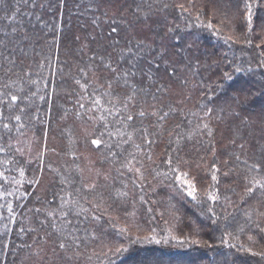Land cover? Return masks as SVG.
Here are the masks:
<instances>
[{"label": "trees", "instance_id": "trees-1", "mask_svg": "<svg viewBox=\"0 0 264 264\" xmlns=\"http://www.w3.org/2000/svg\"><path fill=\"white\" fill-rule=\"evenodd\" d=\"M34 3L35 6L33 0H4L0 4V92L5 94L0 97L4 101L0 110L11 118L0 119V147L4 149L0 152V172L23 180L20 189L24 192L21 199L13 194L0 201L5 205L0 208L3 217L0 264H264L259 255L264 252L261 240L264 233L255 236L253 245L248 241V235L252 234L248 228L240 232L241 226L246 225V211L252 221L264 222L261 215L264 196L258 191L253 197L244 196V185L256 175L248 166L260 164L264 169V66L260 63L264 60L261 29L264 7L254 10L253 31L249 34L236 11L238 0H215L219 6L216 20L225 12L233 17L232 31L224 30L223 36L231 35L236 42L225 43L211 30L197 26L195 9L181 15L176 5L188 6L190 0H34ZM191 3L201 8L208 0ZM137 5L141 11H137ZM13 14L15 21L10 24L7 17ZM94 18H99V27L93 24ZM113 18L120 29L119 44L108 36ZM209 19L210 13L201 14L205 23ZM13 27L18 29L15 34ZM5 32L9 35L4 36ZM25 33L28 38L21 39ZM53 37H58V48L50 49ZM246 37L251 39L250 45L245 42ZM139 42L145 48L137 66L146 74H138L131 83L150 94L139 92L135 106L130 105L129 110L135 114L143 108L148 113L143 121L137 118L132 123L136 128H146L149 139L155 142L148 145L136 132L120 153L116 147L120 138L110 140L106 134L103 141L111 143V151L120 153L113 158L104 143L99 148L91 144L102 125L89 120V113L79 109L77 100L85 93L75 80L82 79L79 70L84 68L87 78L82 82L89 85L87 91H106L105 80H113L114 74L105 71L99 60L90 62L89 57L95 54L113 65L129 67L126 62L121 64V51ZM49 55L53 57V70L40 73L47 79L48 87L45 89L41 82L40 92L33 96L36 85L26 82L25 72L32 71L36 78L38 64ZM13 59L15 64L10 65L8 61ZM59 66H63L62 74ZM9 67L12 71L6 72ZM5 84L8 86L4 87ZM111 91L119 97L113 101L117 107H122L125 97L131 94V89L122 82H114ZM45 92L47 95L41 100L39 97ZM13 94L18 100L9 108ZM151 94L157 99L153 100ZM237 96L242 101L247 97V102L243 106L233 104ZM90 100L91 97L84 101L86 107ZM108 100V96L102 97V103L107 104ZM144 100L146 103L141 104ZM207 109H211L210 115L205 114ZM77 111L82 113L80 117ZM153 111L169 115L161 121L151 115ZM15 115L21 116L20 123L24 125L19 131ZM5 122L11 132L3 128ZM205 123L211 136L203 129ZM110 127L115 132L117 125ZM177 133L182 137L180 156L192 161L205 158L199 168L195 165L190 171L186 166L181 168L189 171L190 179L195 177L198 198H206L207 191L218 189L219 201L205 205L213 207L218 218L215 223L210 214L202 213L194 202H187L178 192L179 185L171 174L166 179L158 175L166 170L167 157L176 155L172 148L177 147L173 142ZM123 139L127 140V136ZM134 144L141 145V150ZM213 159L221 169L216 188L209 186ZM229 166L233 171L224 177L222 173ZM20 167L24 168V177L19 175ZM4 183L0 181V186ZM140 183L143 189L136 186ZM92 184L96 187L89 190L87 186ZM11 187L12 184L4 189L10 191ZM60 196L75 199L79 204L75 210L80 215H69L71 224L66 226L67 231H56L51 226L53 221L57 224L60 221ZM7 203L13 206L14 224L9 223ZM36 209L41 210L40 214ZM49 212L53 215L42 227L40 221ZM93 215L99 219L93 220ZM21 227L24 233L20 232ZM225 227L233 233L229 242L237 247L222 244ZM73 228L77 231L72 232ZM121 229L125 231L121 233ZM252 229L255 230L254 224ZM74 237L79 238L75 243ZM193 240L197 243H192ZM61 242L67 245L65 249H60ZM114 244L127 251L119 255L110 252L109 246ZM240 244L245 249L251 247L258 255L240 250Z\"/></svg>", "mask_w": 264, "mask_h": 264}, {"label": "snow or ice", "instance_id": "snow-or-ice-1", "mask_svg": "<svg viewBox=\"0 0 264 264\" xmlns=\"http://www.w3.org/2000/svg\"><path fill=\"white\" fill-rule=\"evenodd\" d=\"M4 0H0V4H3ZM104 2V0H102ZM33 6H35L34 0H33ZM43 6V5H41ZM151 8L152 5H149ZM168 5L165 4L164 8H167ZM181 10V15L184 13H189L191 12V9H195L197 12L196 15V20H197V26L198 27H206L207 29L212 31V34L217 36L218 38H223L225 43H227L229 40H233V37L231 35L229 36H223L224 30H229L232 31V23H233V17H231L227 12H225L218 20H216L217 16V11H218V5L215 3V0H208V3L204 5L201 8H197L194 3H190L188 6L185 4L181 3L176 5ZM264 7V0H238V3L236 5V11L239 14V19L240 21L243 22V28L247 30L249 34L253 31V19H254V10L257 8H262ZM207 9V10H205ZM16 11H19L17 8ZM137 11H141L140 5H137ZM211 15V19L208 20L207 23L201 20V14L207 16ZM105 16H107V13L105 12ZM9 23H13L15 21V14L11 15L10 17H7ZM215 21V22H214ZM106 22H108L106 20ZM111 29L110 32L108 33L109 38L113 39L115 44H119V38H118V33L120 29L116 26L118 24L117 19L113 18L111 21ZM217 23L219 24V27H217ZM93 24L99 27V18H94L93 19ZM262 31H264V25L261 26ZM18 31L17 28L13 27L12 28V33L15 34ZM9 33L5 32L4 36H8ZM27 34L25 33L24 36L21 37V39H26ZM236 41L233 40V43ZM245 42L248 43L249 45L252 43L251 39L248 37L245 38ZM56 47L58 48V37H53L52 40L49 42V48ZM258 48L261 47V45H257ZM145 48V45L142 42H139L135 45V47L129 45V47L126 49V51H121V64L126 62L129 67H122L118 65H113L110 60H105L103 56H98V55H93L89 57L90 62L94 63L95 61L99 60L100 65L103 66L105 71L111 72L114 74V79L113 80H105V83L107 84V90L103 92H99L98 89H93L91 93L87 91L89 85L86 83L82 82V79L87 78V70L84 68H81L80 75L82 79H76L75 82L80 86V89L84 91V95L80 96L79 99L77 100V104L79 106V109H84L85 112L89 113L88 119L93 120V121H99L100 124L102 125V128L97 129L99 135L97 138H94L91 140V144L96 146L97 148L100 147L102 143L105 144V147L109 149L110 156L115 158L117 157L120 153L124 151L123 145L127 144L129 141H132L133 135L136 132H139L142 136V138L146 141L148 145H151L155 141L152 139H149V133L146 128L144 127H139L136 128L132 122H134L137 118H139L141 121L148 115L143 108L138 110L135 114H133L129 108L131 106H135V98L139 92H145L146 95H149L145 89H138L134 83H131L137 75H145L144 71L142 69H139L137 66V62L142 59L143 57L140 55L141 51ZM262 52H264V48H262ZM39 54V53H38ZM58 55L56 56V60L58 62ZM46 61V63H45ZM53 57L51 55L43 57L42 61L38 64L37 70H36V78H33V72L32 71H26L25 75L27 76V83L36 85V91L32 92L31 95L35 96L40 92V84L43 82L45 89L48 87V81L44 77L40 75L44 70H53V65H52ZM10 65H14L15 61L10 60L8 61ZM261 65L264 66V60H261ZM149 64H151V61H149ZM92 71H95L94 68L90 69ZM251 69H249L250 71ZM12 71V68L9 67L6 69V72ZM59 71L62 74L63 73V66H59ZM237 72L240 71L239 68L236 69ZM228 79H231V76L228 75L227 73L225 74ZM123 83V85L128 86L131 89V94L127 97H125L122 107H117L116 104L113 101H118L119 97L113 96L112 94V87L113 83ZM8 85L5 84L4 87H7ZM104 85H100V88H103ZM23 91V89H21ZM5 94L3 92H0V97H3ZM45 95H47V92H45L44 95H41L39 98L43 100L45 98ZM153 100L157 99V96L155 94H151ZM108 96L109 100L107 104L102 103V97ZM89 97H91L90 103L86 107V104L84 101L89 100ZM18 100V97L16 95H11V105H9V108H11L12 105H16V102ZM247 102V97L245 98L244 101H242L238 96L235 97L232 101L233 104L237 106H243L244 103ZM4 101L3 99H0V104H3ZM146 103V100L141 101V104ZM153 107H155L153 105ZM20 111L23 112L24 108L21 107ZM96 112L99 113L97 116L91 115V113ZM206 115L211 114V109H207ZM77 117H80L82 115L81 112L77 111L76 113ZM152 116H157L158 120H164L165 117L169 115L168 112H164L163 115H158V111H153L151 112ZM109 117L112 119L110 120ZM0 119H11L10 117H5L4 112L0 110ZM14 120L17 122V131H19L20 128H23L24 125L20 123L21 121V116L20 115H15ZM117 125L116 131L114 132L110 125ZM131 127L133 130L132 131H124L122 129H127ZM3 128L11 132V127L9 123H3ZM203 129H207V135L211 136L212 132L208 128V124L205 123L203 124ZM107 134V136L111 139L115 137H119L120 139L116 143V147L120 149V153H117L115 151H111L112 145L110 142H105L103 141V137ZM171 135V133L169 134ZM125 136H127V140L123 139ZM181 136L179 133L176 134V138L173 141L177 147L172 148V151L176 153V155L173 157L169 155L165 161V164L167 166L166 170L163 173H158V175H162L163 178H167L169 174H171L175 180V182L179 185L177 188L178 192H180L187 202L189 203H195L197 207L200 208V211L207 212L210 214V219H212L213 223L216 222L218 219L216 217V214L214 212V209L211 205L216 204L220 197L218 195V189L214 191H207L206 193V198H198L197 196V181L195 177L189 178V171L192 169L193 165H195L196 168H199L203 165L205 162V158L201 156L198 160L192 161L191 158L185 159L184 157L179 155V152L182 151V149L179 147ZM134 147L137 150H141L142 146L139 144H134ZM242 147V145H241ZM4 151L3 147H0V152ZM213 157H215V151L214 148L212 149ZM129 156L132 157V159H135V155L131 152H129ZM148 159L151 160V156H148ZM236 160L239 161L240 157L237 156ZM131 161H129L130 163ZM11 163V161H9ZM243 163L247 164V161H244ZM186 166L189 171H183L181 166ZM249 171L254 172L256 175L252 177V180L250 183H246L244 185V196L245 197H253L257 191L259 192L260 196H264V169H262V166L260 164H252L248 166ZM131 170V169H129ZM140 169H137V172H139ZM233 169L231 166L228 167L227 171H224L222 175L224 177H228L232 173ZM210 172V180L211 184L209 185L212 188H216L217 185L220 184V179L218 176V173H221V169L218 167L217 162L215 159H213L212 164L210 165L209 168ZM19 175L20 177H24L25 172L24 168L20 167L19 168ZM256 176H260V179H257ZM107 179V177H105ZM141 181H143L144 177L141 174L140 176ZM0 181H4L6 184H17V185H22L23 180H17L15 177H9L5 175L4 172H0ZM38 183V181H37ZM135 183V181H133ZM171 183V181H170ZM137 187L143 189L144 185L143 183H140L136 185ZM96 185H88L87 188L89 190L95 189ZM77 192L80 191V189L76 190ZM7 195H13L11 191H8L6 193ZM71 195V193H69ZM126 195V194H125ZM5 196V193L0 192V199H3ZM22 198V197H21ZM141 201L143 202V197L140 198ZM225 200L228 201L229 198L226 196ZM60 201H61V211H60V221L59 224H57L56 221L52 222V227L56 231H67L68 229L66 228L67 225L71 224V220L68 219L69 215H80V211H76L75 209L79 207L78 201L73 199V200H65L63 196H60ZM209 202H211V205H209L207 208H205V205H207ZM69 205H72V207H69ZM5 205L0 204V208H4ZM98 207V205H96ZM7 212L9 215V223L14 224L15 223V216L13 215L14 209L11 203H7L6 205ZM67 209V210H64ZM83 210V209H81ZM37 214H40V209L35 210ZM53 215L52 212L47 213L45 218L40 221L41 226H45L47 224L48 218ZM262 216H264V213H261ZM245 217L247 218L246 220V225L241 226L240 232H244L245 228L247 227L249 232L252 234L248 235V241L251 242V244H255V236L264 233V222L262 221H252L251 214L249 212H245ZM0 219H3V217H0ZM93 220H98L99 217L93 215L92 216ZM254 224L255 230L253 231L252 225ZM7 229V225H5ZM10 230V229H8ZM28 231H35V229H28ZM72 232L77 231V229L73 228L71 229ZM121 233H123L125 230L121 229ZM21 233L25 232V229L21 227L20 229ZM225 236L221 237V242L222 244L228 246V247H237L236 245H233L229 242L228 237H232L233 233L228 231V227H225ZM95 235L93 234V239H95ZM238 238V237H237ZM78 237L73 238V242L75 243L76 240H78ZM261 240L264 241V237H261ZM192 243H197V241L193 240L191 241ZM159 243V241H157ZM179 243L183 244L184 241H179ZM7 247V245H4ZM208 247H212L211 244L207 245ZM60 249H65L67 245L63 242L59 244ZM76 247L79 248L80 245L76 244ZM240 250L243 251H248L251 252L252 255H258V253L253 252L252 248L249 247L245 249L243 244L239 245ZM109 251L114 252L115 254L119 255L123 252L127 251V248L122 247L120 244H114L109 246ZM261 255V258L264 259V252L259 253Z\"/></svg>", "mask_w": 264, "mask_h": 264}, {"label": "rangeland", "instance_id": "rangeland-1", "mask_svg": "<svg viewBox=\"0 0 264 264\" xmlns=\"http://www.w3.org/2000/svg\"><path fill=\"white\" fill-rule=\"evenodd\" d=\"M11 178V177H10ZM9 184L4 183L3 186H0V192L5 193V196L3 199H0V201H6V198L9 199V197H12L13 195H7L6 193L8 192L7 190H5V187H8ZM21 185H17L15 184V186L12 184V187L10 189V191L15 194L17 197H19V199H21V197H24V192L21 191Z\"/></svg>", "mask_w": 264, "mask_h": 264}]
</instances>
